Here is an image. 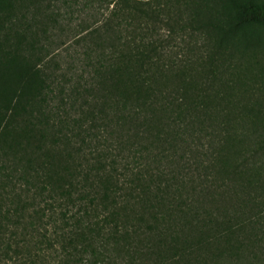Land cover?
<instances>
[{"label": "trees", "instance_id": "1", "mask_svg": "<svg viewBox=\"0 0 264 264\" xmlns=\"http://www.w3.org/2000/svg\"><path fill=\"white\" fill-rule=\"evenodd\" d=\"M0 264H264V0H0Z\"/></svg>", "mask_w": 264, "mask_h": 264}]
</instances>
